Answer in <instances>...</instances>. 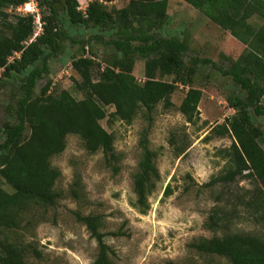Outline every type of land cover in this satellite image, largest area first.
I'll use <instances>...</instances> for the list:
<instances>
[{
	"label": "trees",
	"instance_id": "trees-1",
	"mask_svg": "<svg viewBox=\"0 0 264 264\" xmlns=\"http://www.w3.org/2000/svg\"><path fill=\"white\" fill-rule=\"evenodd\" d=\"M28 1L0 0V88L18 76L22 91L7 105L11 122L2 128L0 139V180L7 187L0 185V264H42L38 243L21 230L35 219L45 218L46 214L39 213L54 208L62 197L56 187L61 172L52 159L65 150L69 135L78 136L89 153L102 151L106 164L118 171L121 154L115 149L113 133L100 123L105 118L131 123L140 116L146 122L139 139L141 153L132 176V190L133 205L142 213L147 211L148 197L160 179L157 152L149 146L148 138L156 107L162 104L170 108L178 84L189 85L179 110L187 122L196 124L202 90L193 88L192 83L199 65L211 64L230 76L242 93L227 96L235 113L212 129L216 136L227 135L232 142L219 149L226 164L206 185H230L240 179L258 181L262 186L257 184L247 191L245 204L264 223V149L258 142L263 130L252 117V113L264 116V0H183L245 45L228 68H221L208 57L186 59L189 42L165 31L168 0H125L120 8L92 0L85 14L78 9L77 0H35L41 9V31L34 37L36 22L32 14H15L11 19L5 12ZM65 24L93 30L87 40L80 41L84 47L90 46V56L71 58V67L79 76L74 84L83 97L75 99L65 90L56 94L50 81L35 96L36 81L49 74V61L62 52L65 40H71ZM93 42L113 49L103 66L93 58ZM137 57L144 60L141 83L133 74ZM95 65L100 67L96 79ZM108 106L114 110L108 112ZM169 142L177 155L186 149V144L176 146L173 136ZM78 182L74 180L70 188L76 200L81 195ZM169 193L167 187L165 194ZM221 210H212L204 222L212 235L197 237L189 247L211 261L206 264H264V238L241 231H220L225 227ZM74 216L96 240L92 264H117L105 237L123 232L105 231L104 217L98 213L75 211Z\"/></svg>",
	"mask_w": 264,
	"mask_h": 264
},
{
	"label": "rangeland",
	"instance_id": "rangeland-1",
	"mask_svg": "<svg viewBox=\"0 0 264 264\" xmlns=\"http://www.w3.org/2000/svg\"><path fill=\"white\" fill-rule=\"evenodd\" d=\"M92 0H77L78 5L88 4ZM107 7H122L125 0L106 2ZM168 22L165 31L180 35L189 42L191 56L208 57L221 68H228L242 52L245 45L229 33L221 30L201 11L183 0H168ZM19 8H21L19 10ZM13 19L15 14H32L35 22L40 20L41 9L35 0L5 10ZM41 24V22H40ZM71 40L64 41V48L49 61V74L36 81L34 95L51 82L56 94L65 90L75 99L83 95L76 90L74 79L79 76L71 67V58L90 56V46L80 41L87 40L93 30L84 27L64 25ZM41 31L36 23L34 37ZM75 42H72V41ZM204 42L210 44L203 47ZM93 57L104 65V60L113 55L112 47L93 42ZM207 45V44H206ZM100 67L93 68L96 79ZM144 60L137 57L133 74L141 83L144 79ZM172 80V77H165ZM20 78L11 79L0 88V139L2 128L11 117L7 105L12 97H18ZM193 88L202 90L198 104L199 120L196 124L186 121L179 106L189 85L178 84L171 97L172 106L156 107L154 123L149 133V146L157 152V168L160 179L148 197V209L140 212L134 205L135 194L132 190V176L136 170L141 153L139 139L146 122L137 116L131 123L115 120H101V125L113 133L115 149L121 154L114 171L104 160L102 151L89 153L76 135L67 137L65 150L52 159L59 168L61 176L56 182L57 189L63 195L54 208L41 211L46 214L32 221L27 229L21 230L28 239H34L43 253L42 264H92L96 254V240L91 237L86 226L76 220L75 211L83 214L98 213L104 217L105 231L123 232L117 236L105 237L106 243L114 250L112 259L117 264H206L210 260L195 253L189 244L199 236L209 237L212 232L205 228L204 222L212 210L222 209L225 215L224 229L220 231H241L256 234L264 238V223L256 218L245 202L247 191L258 184L256 180L240 179L230 185L206 184L213 176L223 170L226 160L219 149L229 147L232 138L216 136L212 129L235 113L226 98L232 92L242 94L233 84L230 76H224L211 64L199 65L193 79ZM264 106V96L262 99ZM112 106L107 107L112 112ZM254 123L263 130L258 138L264 149V116L252 113ZM29 134L26 129L25 135ZM173 136L176 146L186 144L180 155L176 154L174 144L169 142ZM184 142V143H182ZM78 180L80 199L70 194L74 180ZM1 187H6L0 180ZM170 193L165 194L166 188ZM7 188V187H6ZM241 197V198H239ZM223 212V213H222ZM219 231V233H221ZM38 261V260H36Z\"/></svg>",
	"mask_w": 264,
	"mask_h": 264
},
{
	"label": "built area",
	"instance_id": "built-area-1",
	"mask_svg": "<svg viewBox=\"0 0 264 264\" xmlns=\"http://www.w3.org/2000/svg\"><path fill=\"white\" fill-rule=\"evenodd\" d=\"M87 6H88V4H80V5H78V9L79 10H81L84 14H85V10H86V8H87ZM21 8H19V10H20ZM36 23L39 25V28H40V26H41V24H40V20H39V18H38V20L36 21Z\"/></svg>",
	"mask_w": 264,
	"mask_h": 264
},
{
	"label": "crops",
	"instance_id": "crops-1",
	"mask_svg": "<svg viewBox=\"0 0 264 264\" xmlns=\"http://www.w3.org/2000/svg\"><path fill=\"white\" fill-rule=\"evenodd\" d=\"M226 33H229V32H226ZM228 35H229V36H231V35H230V33H229ZM203 44H204V46H203V47H206V48H208V47H209V45H210V44H208V43H206V42H204ZM206 44H207V45H206ZM212 60H213V59H212ZM213 61H214V60H213Z\"/></svg>",
	"mask_w": 264,
	"mask_h": 264
}]
</instances>
